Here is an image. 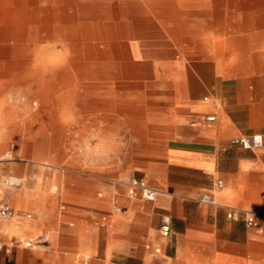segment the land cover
I'll list each match as a JSON object with an SVG mask.
<instances>
[{
	"label": "crops",
	"instance_id": "0c3cea01",
	"mask_svg": "<svg viewBox=\"0 0 264 264\" xmlns=\"http://www.w3.org/2000/svg\"><path fill=\"white\" fill-rule=\"evenodd\" d=\"M127 3L119 37L140 68L96 74L109 96L93 109L97 139L131 141L137 167L97 168L109 173L92 182L0 168V182L19 183L0 188L13 212L0 218V264H264V238L226 216L264 213V149L231 145L264 136V0ZM131 178L157 197H129Z\"/></svg>",
	"mask_w": 264,
	"mask_h": 264
},
{
	"label": "rangeland",
	"instance_id": "374dc122",
	"mask_svg": "<svg viewBox=\"0 0 264 264\" xmlns=\"http://www.w3.org/2000/svg\"><path fill=\"white\" fill-rule=\"evenodd\" d=\"M126 3L0 0V168H45L58 180L92 182L109 173L97 168L137 167L138 158L125 155L131 141L97 139L93 109L109 96V77L96 74L140 68L119 37Z\"/></svg>",
	"mask_w": 264,
	"mask_h": 264
},
{
	"label": "built area",
	"instance_id": "2783aa9c",
	"mask_svg": "<svg viewBox=\"0 0 264 264\" xmlns=\"http://www.w3.org/2000/svg\"><path fill=\"white\" fill-rule=\"evenodd\" d=\"M213 117L206 118V121L210 122L213 121ZM231 145L240 147L243 150L247 151H260L264 149V136L255 135L250 137H238L231 140ZM19 183L11 182L9 178L5 181L0 183L2 188L5 187H17ZM216 188L220 189L222 187L221 182H216ZM127 188V195L129 197H135L139 194L142 198L152 201L154 200L158 192L149 188L146 185V182L143 178H131L125 183ZM199 202L204 204H213L212 196L209 194H204L200 199ZM116 212H120V208H115ZM13 215L12 209L10 206L4 203H0V218L1 219H8L11 218ZM227 218L234 222H241L246 228L253 230L257 235L264 238V213L254 212L249 210H242V209H229L227 212ZM159 233L162 238L167 241H170L172 238V231H171V220L168 216L161 217V224L159 228ZM27 247L30 246L29 243H25ZM149 249V246L146 247ZM155 253H159V249L154 250Z\"/></svg>",
	"mask_w": 264,
	"mask_h": 264
},
{
	"label": "bare ground",
	"instance_id": "6f19581e",
	"mask_svg": "<svg viewBox=\"0 0 264 264\" xmlns=\"http://www.w3.org/2000/svg\"><path fill=\"white\" fill-rule=\"evenodd\" d=\"M7 6H8V4H7ZM1 160H3V159H2V158H0V161H1ZM10 179H11V178H10ZM13 180H14V179H13ZM11 182H12V181H11Z\"/></svg>",
	"mask_w": 264,
	"mask_h": 264
}]
</instances>
